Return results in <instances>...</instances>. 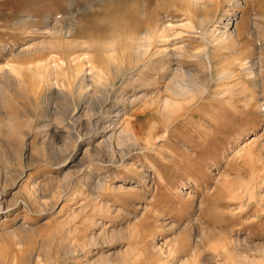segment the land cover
<instances>
[{"label": "rangeland", "instance_id": "obj_1", "mask_svg": "<svg viewBox=\"0 0 264 264\" xmlns=\"http://www.w3.org/2000/svg\"><path fill=\"white\" fill-rule=\"evenodd\" d=\"M231 12L237 36L226 43L206 41L203 32L212 38L215 19ZM205 16L213 20L199 26L195 17ZM56 19L76 22V39L92 34L99 40L113 35L107 31L111 25L120 35L164 20L173 38L152 43L150 53L185 48L181 57H162V63L154 57L148 86L126 83L120 90L117 80L87 88L94 112H120L111 121L115 127L102 133L108 137L114 130L107 138L112 150L95 145L101 137L88 128V115L76 122L71 112L68 128L54 134L63 99H46L49 86L37 88L39 80L25 67L18 75L24 79L20 87L0 92V118L29 119L24 139L33 148L13 157L0 151V162L12 172L10 180L0 178V202H20L9 213L0 211V264H26L20 258L26 254L27 264H264V98L259 107L254 98L242 100L256 88L238 65L264 54V0H0V70L30 58L25 54L31 53L15 55L20 48L56 39L44 29ZM189 50L200 57L192 59L184 53ZM206 51L219 70L212 64L210 80L191 92L192 100L163 109L156 97L171 96L167 84L174 74L166 65L174 67L180 58L178 65L191 67L202 81ZM104 55L116 61L115 50ZM228 69L233 77L224 76ZM236 83L246 93L231 97L227 90ZM116 88L122 100L110 94L103 102L102 96ZM63 90L66 103L75 107V87L65 83ZM44 109L50 126L42 122ZM121 128L126 134L117 144ZM45 142L46 155L34 149ZM28 187L36 192L30 206L23 203L22 188ZM16 218L23 228L5 233Z\"/></svg>", "mask_w": 264, "mask_h": 264}, {"label": "bare ground", "instance_id": "obj_2", "mask_svg": "<svg viewBox=\"0 0 264 264\" xmlns=\"http://www.w3.org/2000/svg\"><path fill=\"white\" fill-rule=\"evenodd\" d=\"M190 1H193L195 3L200 2V0H190ZM233 14H232V12L229 14L226 13V14H223V16L218 18L217 20L215 19L214 24H212L213 28L211 29L212 38H210V39L206 38L207 31L205 30V32H203L204 33V39L206 41L212 40V41H214V43L215 42L216 43H226L229 40L234 39L237 36L238 32H237V28L235 25L236 23H235V21H233ZM188 15H190V17L192 16L191 14H188ZM195 19L198 22V25L203 26V27H206L209 24V22H211L213 20V18L210 16H205L202 18L195 17ZM149 23H150V21H149ZM45 25H46V27L44 28L45 31L49 32L50 36L53 38H56V39L50 41L48 44L44 43L43 45H41L37 42V44L35 43L36 45L34 43H32V44H28L25 47L20 48L16 52L15 55L31 53V54H25V56L30 55V58H28V60L25 59V60L21 61L19 63L20 67H15L14 65H9L8 67H4L0 70V92L3 90H8L10 92V91H13L14 89L19 88L24 79H22L23 78L22 76L19 77L18 75L20 74V71L21 72L24 71V70H22V68L25 67L24 68L25 71H32L33 74L35 75V78L37 77L36 79L39 80V85L36 86L37 88L41 89V86H44V85L49 86V88H47L48 89L47 90L48 91L47 96H45V97H47L46 99H52L56 95L59 98L63 99L62 105L60 106V109L57 111L58 113H56V116H55V120H56L55 123H57V124H55V126L53 128L54 134L61 133V131H63L66 127L68 128L66 120H67L68 114H70L71 112H73V114H72L73 117L71 118V116H70V118H71V120L73 119L76 122H81L82 116L88 115L90 118L89 119V123H90L89 125L90 126L88 125L89 126L88 128L89 129L91 128V130H92V127H93V129L96 130L95 134L101 137V140H99L97 142V144H95V145H98L100 147L102 145H105L106 148L112 150L113 142L110 138L108 140H107V138L112 137V133L114 130L112 131L111 135H109L108 137H106L105 134L102 135V133H105V131L108 128L111 130L115 127L114 124L111 125V121L114 120L113 116H115V115L119 116L120 112H119V110L115 112L111 108L101 109L98 112H101L102 115L99 114L101 116V118H99L100 120H98V123H97V121L94 120V117H95L96 113H98V112H96L97 110L94 112L93 108H92L93 107L92 104L95 103V100L93 99V97H91L92 95H90V92L88 91L89 89H87V88L89 86H93V85L98 84V83H102V84L105 83L106 84V81H111V83H115V81H117V80L121 81V84L118 87V88H120V90L122 89L123 86L124 87L126 86V83L129 85L131 84V85H136V86L145 84L144 86H146L148 81H150L149 80L150 78L147 76L146 73H147V71H149L150 69H152L154 67L153 66L154 57H157V59L161 63H162V61H161L162 57H167V58H170L171 56H175L176 58H177V56L181 57V55L183 54V52L181 51V48L183 49L184 46L178 47L179 49H177V50L165 48V49H163V51H161L160 49L156 48L154 53H152L153 50L151 51L152 54L150 53L152 43H154V42L155 43L165 42V41L167 42V40H170V38H173L172 32L171 33L167 32L168 31V29H167L168 25L165 24L164 20L154 21L153 25L149 26L146 30H144L140 33L132 31V32H128V33H121L120 35L115 34L117 32L116 28H114L113 25H111L109 27V30L107 29V31H109L110 35H112V34L113 35L109 39L105 38L106 40H99V39L93 37L92 34L88 35V37H86V38L84 37V39L83 38H81V39L77 38L76 39L75 37L79 33L77 32V34H76V30L74 29L76 22H74V21H69V22L67 21V22L62 24V23H59L56 19V20H52V21L46 23ZM215 31H216V33H215ZM120 32L118 31V33H120ZM122 32H123V30H122ZM68 36H73V38L72 39H65V37L68 38ZM109 50L110 51L111 50L116 51V53H117L116 61L112 60V58L109 57L108 55H106V56L104 55L106 53L108 54ZM33 53H35V54H33ZM184 53H188L187 55H189V57H191L192 59H195V60L199 56L198 53L196 51H193V50H189V51H186ZM99 56H101V58ZM103 57H106V60L102 59ZM205 59H206L205 67L207 66L206 67V73L207 74L202 77V79H203L202 81H198L199 79L196 80V77L194 74L195 71L191 67L183 68L182 65H178L180 62V58H179V62L177 63V65H175L174 67L171 65H166V67H171L172 71H174V74L170 75V77L168 79L169 80L168 84L166 83L167 89H169V91L172 93L171 96L170 97L169 96L168 97L167 96L162 97V96H159V94H158L156 97V99H157L156 101L158 103H160V105L162 104L163 109L171 107L173 104H175L176 100H183V101L188 100V101H190V100H192V97H193V96H191L192 95L191 92L193 90L194 91L195 90L200 91L201 89L203 90L205 88V85H204L205 83H203V82H205L206 80L208 81V78L210 80L211 76H209V75L212 73V64H214L213 66H214L215 70L216 69L219 70V68H220L217 65V62L214 60V57H211L207 51L205 54ZM236 59H238V57H236ZM167 60H169V59H167ZM175 61H176V59H175ZM263 61H264V54L259 55L257 57L250 58L246 63H239L238 64L239 65V71L243 72L248 77L251 85L256 88V92L250 91L249 93L243 95L242 100L245 103H249L254 98L257 107H259V105H260L259 104L260 98H264V95H263L264 94V90H263L264 89L263 88L264 87L263 86L264 85V76L261 73ZM197 62H198V60H197ZM161 66H162V64H161ZM99 67H100V70H99ZM163 67H164V69L166 68L165 64L162 66V69H163ZM202 68L204 69V67H202ZM202 68L200 70H202ZM222 71H224V70H222ZM222 73L223 72H221L220 75L224 74V76L226 78H230V77H233L235 75L234 70H229L228 72H225L223 74ZM199 75H201V74H199ZM103 76H105V78H106L105 81L104 80H103V82L99 81ZM155 77H156V75H155ZM65 83H68L69 86L71 84L75 87L76 105L73 108H70L68 105L69 103L68 104L66 103L68 101V97L63 90V86ZM124 83H125V85H124ZM149 84H150V82H149ZM149 84H147V86ZM238 84L237 83L231 84L229 86L227 91L228 92L230 91L233 94V95H231V97H233L234 94L239 95L240 93L245 92V88L242 86H239ZM237 85H238V87H237ZM118 88H116L115 90L112 89V92H110V93L106 92L104 94V96H102V101L104 102V100H106L110 94H112L114 96V98L116 97V99L123 98L122 92H120V90H119V92L117 91ZM165 88H166V86H165ZM14 91H16V90H14ZM18 93H22V92L18 91L17 94ZM133 98L136 99V98H138V96H135ZM151 102H155V97H153ZM73 103H74V101H73ZM176 103H177V101H176ZM173 107H175V106H173ZM77 108L80 109L79 112L75 111ZM49 116H50L49 110L44 109L43 113H42V117H43L42 122L43 121L46 122L47 126H50V124H48V122H47L49 120ZM93 122L96 125L95 124L93 125ZM105 122H108V125L107 124L104 125ZM28 126H29V119L17 121L13 118H10V117L0 118V151H1V149L3 150V148H4V150L10 152L9 154L12 155V153L20 152L22 149H24V150L29 149V151H30L29 154H31L32 151L30 149H33L32 145L27 143V141H25L26 139H24V138H26V136H28V134L30 132V131L28 132L25 130V128L28 129ZM29 129H31V128H29ZM49 129H50V127H49ZM89 129H87V130H89ZM125 132H126V129H123V128L120 129V134H118L117 138L115 139L117 144H121V141H123V133H125ZM127 133H128V131H127ZM57 136H60V135L57 134ZM95 145H94V147H95ZM46 146H48V144L45 142L43 147L38 148L36 146V147H34V149L37 150L39 153L46 155V152H47ZM101 148H103V147H101ZM92 152H97V151L95 149H93ZM12 157H13V155H12ZM11 176H12L11 170L8 168V166H6L2 162L0 164V178L1 179L4 178L5 180H10ZM11 183H15V182H11ZM0 186H1V183H0ZM0 188H2V187H0ZM22 191L24 194L23 195V199H24L23 203L25 205H28V206L32 205L34 203V200L36 197V195H35L36 192H34V189H32V187L31 188L28 187L25 190H23V188H22ZM20 192H21V190H20ZM42 197H43V195H42ZM47 201H48V199H47ZM18 206H20L19 201L8 202L7 200H2L0 202V211L4 208V211L6 213H9L12 210L16 209V207H18ZM31 208H33V207H31ZM20 228H23V220L21 221L20 218H16L15 227L12 228L11 230H5L4 232L5 233H12L14 231L19 230ZM5 235L7 236V234H5ZM199 239H200V237L197 238L196 240L199 242ZM20 256H21L20 258H22L21 261L23 263L27 264L28 261L30 260L29 254H26L24 256L20 255Z\"/></svg>", "mask_w": 264, "mask_h": 264}]
</instances>
